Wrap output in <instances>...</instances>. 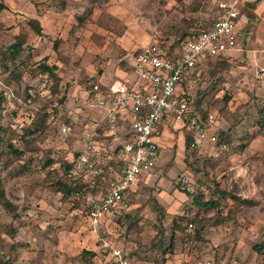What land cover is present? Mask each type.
<instances>
[{"label":"rangeland","instance_id":"obj_1","mask_svg":"<svg viewBox=\"0 0 264 264\" xmlns=\"http://www.w3.org/2000/svg\"><path fill=\"white\" fill-rule=\"evenodd\" d=\"M219 1L0 0V264H117L102 255L103 239L130 264H264L255 250L264 246V57L253 3L243 9L242 49L211 59L182 86L193 108L215 114L227 149L205 142L194 150L188 126L167 122L158 167L96 230L85 197L62 189L94 121L95 110L82 106L86 82L133 83L135 54L153 33L170 41L210 23ZM76 110L63 140L60 126ZM209 200L215 206L203 205Z\"/></svg>","mask_w":264,"mask_h":264},{"label":"built area","instance_id":"obj_2","mask_svg":"<svg viewBox=\"0 0 264 264\" xmlns=\"http://www.w3.org/2000/svg\"><path fill=\"white\" fill-rule=\"evenodd\" d=\"M217 9L209 27L187 36L168 41L153 33L150 42L135 54L133 71L137 77L133 83L120 80L104 88L93 80L86 82L82 106L104 114L101 108L106 105L107 113L83 131L80 147L70 161V172L86 185L85 189L99 177L105 179L98 195H75L85 197L88 218L95 230L109 215L127 208L126 197L133 186L158 167V133L165 119L188 126L193 148L199 149L205 142L220 151L228 148V143L212 128L215 114L203 115L193 108L191 94L182 87L184 79L202 71L206 60L228 57L239 49L238 0H221ZM77 112L72 111L69 121L61 124V139L72 134L79 120ZM101 253L117 264H130L122 248L104 239ZM198 264L216 262L204 260Z\"/></svg>","mask_w":264,"mask_h":264},{"label":"trees","instance_id":"obj_3","mask_svg":"<svg viewBox=\"0 0 264 264\" xmlns=\"http://www.w3.org/2000/svg\"><path fill=\"white\" fill-rule=\"evenodd\" d=\"M2 9H3V7L2 6H0V12L2 11ZM30 24H31V26H32V28L38 33V34H42V27H41V25H40V22H39V20L38 19H31L30 20ZM211 24V22L210 23H203V25H199V26H196L195 28H193L192 30H190V31H187V32H184L183 34H181V35H179V36H177V37H183V36H187V35H189V34H191L192 32H194V31H200L202 28H206V27H209V25ZM141 49H139L138 51H140ZM137 51V52H138ZM219 59H228V57L227 56H220V57H218ZM211 59H208V60H206V64L210 61ZM205 64V65H206ZM43 66V70L44 71H47V72H49V74L50 75H52L53 77H55L56 75H55V73H54V71H53V69L54 68H52V67H49V65H42ZM195 73H192L191 75H194ZM190 78V75H189V77L187 78V79H184L183 80V83H182V86L183 85H185L186 83H187V80ZM200 112V111H199ZM210 111H208V112H201L203 115H207L208 113H209ZM67 121H69V118H68V120ZM220 135V134H219ZM220 137H221V135H220ZM222 138V137H221ZM223 140H225L227 143H228V141H227V136H223V138H222ZM190 141H191V137H189L188 139H187V142H188V146L190 147V148H192V149H196V148H193V147H191V145H190ZM229 144V143H228ZM71 168H72V164H71V162H68V164H67V166H66V170H65V180H64V183H63V185H62V189L64 190V192L66 193V195L67 196H72V197H75V195L79 192L80 193V195H84V194H82V193H84L85 192V190L87 189V188H89V187H97V185H103V184H105L104 182H105V179H103L102 177L100 178H98L97 179V181L93 184V185H88V187L85 189V186L86 185H84L81 181H79V180H75L74 179V177H73V175H71V172H70V170H71ZM199 205H201V204H199ZM203 205H205V206H208V207H212V206H215V202L214 201H211V200H209V201H207V202H204L203 203ZM255 250L258 252V253H262L263 252V250H264V246L263 245H255ZM94 254V253H93Z\"/></svg>","mask_w":264,"mask_h":264},{"label":"crops","instance_id":"obj_4","mask_svg":"<svg viewBox=\"0 0 264 264\" xmlns=\"http://www.w3.org/2000/svg\"><path fill=\"white\" fill-rule=\"evenodd\" d=\"M248 3H253V6H254L253 11H254L255 15H257L259 17L255 31L258 32L256 36L262 45L258 47V51L256 50V55L259 53L260 55H262L261 57H264V0H238V9L240 12L239 30L241 32V35L238 38V43H239V49L238 50L242 49V47H243L242 45H244L243 40L245 38L246 32H243L242 30L243 29L245 30V28L250 24V19L248 18V16L243 11V9H245V6L248 5ZM241 36H243V37H241ZM251 36H253V32H252ZM101 109L103 110L104 114L107 113V106L106 105H103ZM94 113H95V116L92 117L94 121L98 120V122H99L103 119L104 114L100 113V111L98 109H96L94 111ZM167 122H170V121L168 119H165V121L160 126V130L163 126L165 127ZM158 139H159V136H158Z\"/></svg>","mask_w":264,"mask_h":264}]
</instances>
